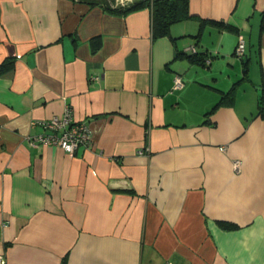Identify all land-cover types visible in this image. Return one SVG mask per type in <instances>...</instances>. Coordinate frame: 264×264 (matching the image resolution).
I'll use <instances>...</instances> for the list:
<instances>
[{
	"label": "crops",
	"instance_id": "obj_1",
	"mask_svg": "<svg viewBox=\"0 0 264 264\" xmlns=\"http://www.w3.org/2000/svg\"><path fill=\"white\" fill-rule=\"evenodd\" d=\"M262 12L189 0L190 17L154 38L148 8L0 0L7 264H264ZM67 107L91 124L88 144L31 140V122Z\"/></svg>",
	"mask_w": 264,
	"mask_h": 264
},
{
	"label": "built area",
	"instance_id": "obj_2",
	"mask_svg": "<svg viewBox=\"0 0 264 264\" xmlns=\"http://www.w3.org/2000/svg\"><path fill=\"white\" fill-rule=\"evenodd\" d=\"M132 0H115L114 5H126ZM187 51L190 53H196L197 49L195 45H190L187 47ZM235 55L240 58L245 56V40L242 35L239 36ZM204 60L207 62L210 58ZM182 86V78L177 75L173 81V90L180 89ZM39 126L43 129V132L32 134V141H39L43 144H54L60 146L65 151L71 153L78 145H86L93 139L94 130L91 124L84 120L73 119L71 109L67 107L64 113L57 116H52L48 119H43L40 121L31 122L30 126ZM223 149L224 147H220ZM240 166V161L234 162V167ZM0 264H7L6 258L3 254H0ZM76 264V263H68ZM164 264H173L169 261L164 262Z\"/></svg>",
	"mask_w": 264,
	"mask_h": 264
},
{
	"label": "trees",
	"instance_id": "obj_3",
	"mask_svg": "<svg viewBox=\"0 0 264 264\" xmlns=\"http://www.w3.org/2000/svg\"><path fill=\"white\" fill-rule=\"evenodd\" d=\"M91 4H100L105 6L111 11L117 13H126L129 11L137 10L140 8H148L150 10L151 17V32L152 36L158 37L163 35H169L170 26L178 21L187 19L190 17L189 13V0H133L126 5H114L115 0H87ZM260 30L264 32V12L260 14ZM189 58L192 61H200L205 63L206 56L209 53H196L187 52ZM9 63V62H8ZM0 65V72L5 65Z\"/></svg>",
	"mask_w": 264,
	"mask_h": 264
}]
</instances>
